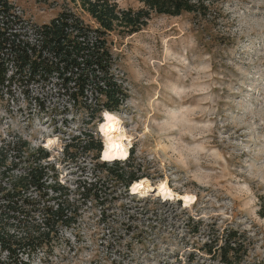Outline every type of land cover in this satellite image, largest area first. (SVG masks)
I'll return each mask as SVG.
<instances>
[{
	"label": "rangeland",
	"instance_id": "rangeland-1",
	"mask_svg": "<svg viewBox=\"0 0 264 264\" xmlns=\"http://www.w3.org/2000/svg\"><path fill=\"white\" fill-rule=\"evenodd\" d=\"M64 1L14 3L28 23L42 24ZM209 2L208 19L153 14L140 32L113 37L115 73L129 95L116 113L131 137L121 164L155 188L164 181L193 196L188 206L133 193L99 169L96 152L71 144L89 130L102 151V114L86 126L47 88L0 91V146L21 139L47 150L44 164L76 208V222L30 264H224L203 249L230 230L240 245L231 264H264V0ZM95 182L98 199L86 194Z\"/></svg>",
	"mask_w": 264,
	"mask_h": 264
},
{
	"label": "trees",
	"instance_id": "trees-1",
	"mask_svg": "<svg viewBox=\"0 0 264 264\" xmlns=\"http://www.w3.org/2000/svg\"><path fill=\"white\" fill-rule=\"evenodd\" d=\"M137 1L139 8H120L117 0H65L49 21L33 24L18 14L14 0H0V91L13 84L47 88L86 126L104 111L119 112L129 95L115 73L113 37L140 32L153 14L192 13L202 19L212 14L209 0ZM71 144L84 153L96 152L99 169L125 187L140 179L129 162L100 160L101 143L91 131ZM48 157L43 147L32 148L21 139L0 146V264H30L38 253H50L61 230L76 222L69 191L44 164ZM97 184H89L87 196L92 191L100 197ZM259 215L264 218L263 208ZM236 240V231L230 230L223 244L203 250L221 263H237Z\"/></svg>",
	"mask_w": 264,
	"mask_h": 264
},
{
	"label": "bare ground",
	"instance_id": "bare-ground-1",
	"mask_svg": "<svg viewBox=\"0 0 264 264\" xmlns=\"http://www.w3.org/2000/svg\"><path fill=\"white\" fill-rule=\"evenodd\" d=\"M102 119V123L99 125L103 139L101 160L107 162L126 160L129 154L131 137L122 131L120 120L116 113L104 111L102 113ZM48 142L46 143L48 144ZM154 188L146 179L136 180L131 184V191L133 193L147 194L151 191H157L156 195L162 197L164 200H170L176 197L177 199H181L184 206H188L193 201V196L191 195L175 194L164 181L158 183L157 187Z\"/></svg>",
	"mask_w": 264,
	"mask_h": 264
},
{
	"label": "snow or ice",
	"instance_id": "snow-or-ice-1",
	"mask_svg": "<svg viewBox=\"0 0 264 264\" xmlns=\"http://www.w3.org/2000/svg\"><path fill=\"white\" fill-rule=\"evenodd\" d=\"M53 143L52 141H49V144Z\"/></svg>",
	"mask_w": 264,
	"mask_h": 264
}]
</instances>
